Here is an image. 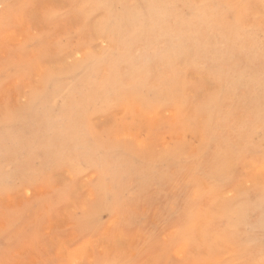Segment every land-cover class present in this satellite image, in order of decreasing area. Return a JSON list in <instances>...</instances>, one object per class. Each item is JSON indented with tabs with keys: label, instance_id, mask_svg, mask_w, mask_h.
<instances>
[{
	"label": "rangeland",
	"instance_id": "374dc122",
	"mask_svg": "<svg viewBox=\"0 0 264 264\" xmlns=\"http://www.w3.org/2000/svg\"><path fill=\"white\" fill-rule=\"evenodd\" d=\"M32 2L0 0L20 6L0 7V183L43 180L0 196V264H264L259 198L233 231L213 221L234 196L204 179L262 159L264 0H43L113 6L90 21L112 54L51 83L23 70L27 25L2 30ZM85 198L91 223L74 219Z\"/></svg>",
	"mask_w": 264,
	"mask_h": 264
},
{
	"label": "snow or ice",
	"instance_id": "6c2138e0",
	"mask_svg": "<svg viewBox=\"0 0 264 264\" xmlns=\"http://www.w3.org/2000/svg\"><path fill=\"white\" fill-rule=\"evenodd\" d=\"M0 7L20 6L0 5ZM23 7L26 11L22 17L17 13L16 23L13 22L11 15L3 18L2 30L7 38L17 31L19 23H24L32 34L28 44L22 46L20 50L24 60V71H39L44 74L45 80L51 83L57 80L73 62L100 63L112 54L108 44L111 34L106 26L98 25L94 30L90 29V21L97 16H104L106 22L112 20V5L106 3L47 4L43 0H33L31 4ZM116 23L119 24V20H116ZM260 23L261 46L264 50V12L261 13ZM262 113H264V106H262ZM262 125H264V115H262ZM262 144H264V128H262ZM261 155L262 159L257 168L251 167L244 156L237 154L230 164L223 166L214 175L204 177L214 191H229L234 196L232 201L219 209L218 214L214 213L213 222L228 224L235 231L238 223L233 224L230 214L238 204L250 203L259 198L261 205L264 206V146L261 147ZM42 180L43 177L23 169L20 171L18 181L21 187L17 189L11 178H8L0 183V196H15L18 191L22 192L25 184ZM194 188L198 189L199 184L189 188V193ZM84 195L86 197L87 194ZM189 200L191 202V196ZM92 208L93 205L85 198L74 219L80 223H91L96 215ZM193 219L195 220V211ZM261 233V242L264 243V228L261 229ZM45 264H56V262H45ZM129 264H138V261H130Z\"/></svg>",
	"mask_w": 264,
	"mask_h": 264
},
{
	"label": "bare ground",
	"instance_id": "6f19581e",
	"mask_svg": "<svg viewBox=\"0 0 264 264\" xmlns=\"http://www.w3.org/2000/svg\"><path fill=\"white\" fill-rule=\"evenodd\" d=\"M21 33H23V32H21ZM21 40H16V39H11V40H9L8 41V46L10 45V47H12L13 45H17V44H19V42H20ZM247 60V59H246ZM236 63V62H235ZM159 64H161V63H159ZM160 67H162V66H160ZM41 73V72H40ZM43 74V73H42ZM169 78V77H168ZM214 118V117H213ZM213 120V119H212ZM218 121H219V119H217ZM214 121H216V120H214ZM241 121V120H240ZM248 205H249V203H248ZM252 205V204H251ZM243 207H245V206H243ZM246 207H247V204H246ZM245 207V208H246ZM250 207V206H249ZM239 209V208H238ZM243 209V208H242ZM251 209H252V207H251ZM242 214L241 215H243V211L241 212ZM239 215H240V213H239Z\"/></svg>",
	"mask_w": 264,
	"mask_h": 264
}]
</instances>
